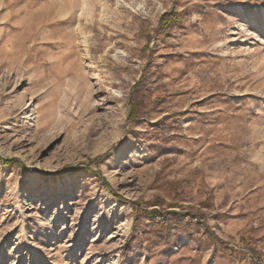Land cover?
I'll return each mask as SVG.
<instances>
[{
    "label": "rangeland",
    "instance_id": "374dc122",
    "mask_svg": "<svg viewBox=\"0 0 264 264\" xmlns=\"http://www.w3.org/2000/svg\"><path fill=\"white\" fill-rule=\"evenodd\" d=\"M83 1L0 0V264H264V0Z\"/></svg>",
    "mask_w": 264,
    "mask_h": 264
},
{
    "label": "trees",
    "instance_id": "16d2710c",
    "mask_svg": "<svg viewBox=\"0 0 264 264\" xmlns=\"http://www.w3.org/2000/svg\"><path fill=\"white\" fill-rule=\"evenodd\" d=\"M182 23V19L180 17L179 12H177L175 9L171 12H167L164 15L161 16L158 26V33L159 34H166L168 33L174 26L179 25ZM139 98L136 96L135 90H133L131 94V119L134 118L135 121L138 117L139 112ZM0 161H3L4 166L6 167H12V168H18L22 167L24 171H27V168L23 166V164L17 160V159H2L0 158ZM98 164V163H97ZM70 168L64 169V171H68ZM86 171L95 173L96 175L102 177L99 164L97 166V172H94L90 167L85 168ZM79 171H81L80 168H75L71 171L70 175L76 174ZM57 175L62 176L63 172L59 171L57 172ZM53 176L50 173L44 174V178H49ZM103 183L105 186L110 187L109 183L105 178H102ZM167 191L169 194H173V198L175 200L174 203L170 205V207L165 208L166 201L160 197H157L153 201H145V200H138V201H132L124 198L123 196H120L117 194L114 190H112L114 196L117 199L122 200L123 202L131 204L133 208V219L135 226H140L142 223H147L151 225V228L153 232L147 236L148 240H157V241H164L165 235L170 233L172 229L178 228L183 229L184 223L181 222V219L184 217L180 213H178L175 210L171 209H180L184 207L180 204L182 201V193H183V185L182 183H171L167 184ZM213 206L212 204V198H209L202 202L196 210L194 207H189L190 210L187 215V219L191 221H196L198 219H204V214L202 212L205 208H211ZM156 208V209H151ZM153 217V220H147L145 217ZM150 236V237H149Z\"/></svg>",
    "mask_w": 264,
    "mask_h": 264
},
{
    "label": "bare ground",
    "instance_id": "6f19581e",
    "mask_svg": "<svg viewBox=\"0 0 264 264\" xmlns=\"http://www.w3.org/2000/svg\"><path fill=\"white\" fill-rule=\"evenodd\" d=\"M87 1H88V0H87ZM88 5H89V4H87L86 1L84 0V1H83V7H82V10H83V12H82V17L85 16V12H86V11H89V10H90V9H88ZM82 10H81V11H82ZM83 39H84V42L86 43V42H87V39H86L85 37H84ZM87 44H88V43H87Z\"/></svg>",
    "mask_w": 264,
    "mask_h": 264
}]
</instances>
